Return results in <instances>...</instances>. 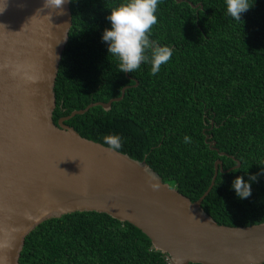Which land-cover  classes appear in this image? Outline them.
<instances>
[{"label": "trees", "instance_id": "16d2710c", "mask_svg": "<svg viewBox=\"0 0 264 264\" xmlns=\"http://www.w3.org/2000/svg\"><path fill=\"white\" fill-rule=\"evenodd\" d=\"M121 2L71 0L73 26L55 85L54 121L119 98L129 87L110 110L96 106L66 124L104 146V135L119 134L118 152L145 160L193 202L208 190L221 160L223 172L202 209L221 225L264 223V175L247 199L230 189L235 176L260 173L264 159V0H250L240 21L227 15L224 0H159L150 39L173 54L156 75L143 62L128 75L119 72L101 41L109 8ZM166 258L134 225L77 211L36 227L19 264H168Z\"/></svg>", "mask_w": 264, "mask_h": 264}, {"label": "water", "instance_id": "95a60500", "mask_svg": "<svg viewBox=\"0 0 264 264\" xmlns=\"http://www.w3.org/2000/svg\"><path fill=\"white\" fill-rule=\"evenodd\" d=\"M4 7L0 264H19L26 238L36 227L77 211L106 213L134 225L171 264H264V223L221 225L202 209L219 169L223 172L221 160L215 163L210 187L193 202L164 183L145 160L110 152L66 124L96 106L110 110L129 87L119 98L54 121L55 85L73 26L71 0L62 14L45 8L44 0H0V10Z\"/></svg>", "mask_w": 264, "mask_h": 264}, {"label": "clouds", "instance_id": "9594fccd", "mask_svg": "<svg viewBox=\"0 0 264 264\" xmlns=\"http://www.w3.org/2000/svg\"><path fill=\"white\" fill-rule=\"evenodd\" d=\"M66 2L67 0H44V7L59 10L62 14V6ZM224 3L227 15L236 21H240L242 13L252 7L250 0H224ZM158 4L159 0H122L109 8L106 20L110 22V27L103 30L101 41L106 43L109 56L117 61L119 72L132 73L143 62L150 64V73L156 75L161 65L171 59V47L150 39L152 26L158 23ZM4 10L5 7L0 12ZM183 141L190 143L191 137L185 135ZM103 143L107 145L108 151L116 152L121 149L122 139L119 134H106ZM258 165L262 166L260 173L248 176L247 180L244 176L237 175L231 181L230 189L234 190L238 199L249 198L252 183L257 182L258 175H264V159ZM232 171L236 172L237 169L233 168ZM152 188L155 190L156 186L152 185Z\"/></svg>", "mask_w": 264, "mask_h": 264}, {"label": "built area", "instance_id": "2783aa9c", "mask_svg": "<svg viewBox=\"0 0 264 264\" xmlns=\"http://www.w3.org/2000/svg\"><path fill=\"white\" fill-rule=\"evenodd\" d=\"M166 259H167L168 264H171L170 261H169V259H168V257Z\"/></svg>", "mask_w": 264, "mask_h": 264}]
</instances>
